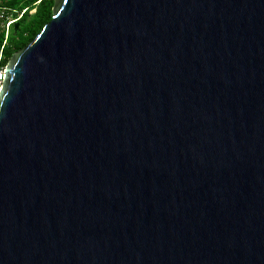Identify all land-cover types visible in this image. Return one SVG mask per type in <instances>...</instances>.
Instances as JSON below:
<instances>
[{"label": "water", "instance_id": "obj_1", "mask_svg": "<svg viewBox=\"0 0 264 264\" xmlns=\"http://www.w3.org/2000/svg\"><path fill=\"white\" fill-rule=\"evenodd\" d=\"M0 264H264V0H54L0 88Z\"/></svg>", "mask_w": 264, "mask_h": 264}, {"label": "trees", "instance_id": "obj_2", "mask_svg": "<svg viewBox=\"0 0 264 264\" xmlns=\"http://www.w3.org/2000/svg\"><path fill=\"white\" fill-rule=\"evenodd\" d=\"M53 7L54 0H0V9L4 11L0 18L1 65L6 67L16 53L37 37L52 20Z\"/></svg>", "mask_w": 264, "mask_h": 264}, {"label": "built area", "instance_id": "obj_3", "mask_svg": "<svg viewBox=\"0 0 264 264\" xmlns=\"http://www.w3.org/2000/svg\"><path fill=\"white\" fill-rule=\"evenodd\" d=\"M3 17H4V11L2 9H0V18H3ZM12 23H13V21L9 22L7 24V28H9ZM2 58H3V56L1 54L0 55V62L2 61ZM4 79H5V66L0 64V88L4 82Z\"/></svg>", "mask_w": 264, "mask_h": 264}]
</instances>
